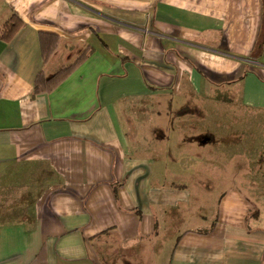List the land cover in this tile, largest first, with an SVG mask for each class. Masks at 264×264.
Wrapping results in <instances>:
<instances>
[{
	"label": "crops",
	"instance_id": "crops-1",
	"mask_svg": "<svg viewBox=\"0 0 264 264\" xmlns=\"http://www.w3.org/2000/svg\"><path fill=\"white\" fill-rule=\"evenodd\" d=\"M11 14L22 25L0 39V264H264L258 211L217 182L226 168L202 163L211 133L186 124L228 90L264 111V0H0V29ZM40 32L57 36L46 61ZM84 50L33 92L40 71ZM151 98L166 117L154 141L128 130Z\"/></svg>",
	"mask_w": 264,
	"mask_h": 264
},
{
	"label": "rangeland",
	"instance_id": "rangeland-1",
	"mask_svg": "<svg viewBox=\"0 0 264 264\" xmlns=\"http://www.w3.org/2000/svg\"><path fill=\"white\" fill-rule=\"evenodd\" d=\"M216 97L217 102L227 101L228 104H218L215 108L208 109L209 105L205 103L206 110L186 111L191 115L186 124L194 125L197 132L211 133V159L202 160V163L210 162L222 170L226 168L228 175L217 174V182H222V178L227 177L228 186L237 188L248 198L251 212L258 211L260 223L264 226V111L242 106L232 90H228L227 100L226 95ZM142 102L153 109L137 111L134 126L132 122L128 123V130L130 133L141 131V135L154 141L157 131L163 130V120L166 117L162 118V111L155 109L154 98ZM178 114L179 112L174 111L170 117L177 118L172 115ZM163 115L167 116L165 111ZM142 124L146 125L141 126ZM206 134L203 137L199 135V138L204 141ZM219 193L218 186L217 196ZM251 219L253 218L250 217L249 222H252Z\"/></svg>",
	"mask_w": 264,
	"mask_h": 264
},
{
	"label": "trees",
	"instance_id": "trees-1",
	"mask_svg": "<svg viewBox=\"0 0 264 264\" xmlns=\"http://www.w3.org/2000/svg\"><path fill=\"white\" fill-rule=\"evenodd\" d=\"M22 25V20L16 15L11 14L4 22L2 23L0 29V39L3 41H9L16 31ZM57 36L52 33L40 32V41L42 47V56L44 61H46L55 47ZM87 51H83L73 63L64 65L56 70L54 73L46 76L40 71L35 79L33 84V92H47L53 89L60 81H62L74 68L75 66L84 59ZM182 113V112H179ZM256 214V212H253Z\"/></svg>",
	"mask_w": 264,
	"mask_h": 264
}]
</instances>
